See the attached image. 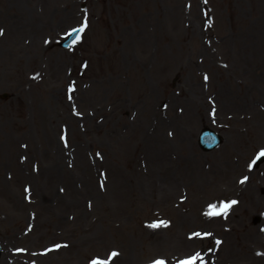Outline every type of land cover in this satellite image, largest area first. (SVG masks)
I'll return each mask as SVG.
<instances>
[{
	"label": "rangeland",
	"instance_id": "obj_1",
	"mask_svg": "<svg viewBox=\"0 0 264 264\" xmlns=\"http://www.w3.org/2000/svg\"><path fill=\"white\" fill-rule=\"evenodd\" d=\"M0 29V239L21 261L7 263L258 261L264 0H0ZM206 126L225 136L212 151Z\"/></svg>",
	"mask_w": 264,
	"mask_h": 264
},
{
	"label": "snow or ice",
	"instance_id": "obj_2",
	"mask_svg": "<svg viewBox=\"0 0 264 264\" xmlns=\"http://www.w3.org/2000/svg\"><path fill=\"white\" fill-rule=\"evenodd\" d=\"M205 2H206V0H205ZM87 27H88V22H87V18H85L84 23L78 29L73 30V34L76 36V40H79L80 34L83 33ZM0 35H3L2 29H0ZM207 79H208V77H207V75H205V80H207ZM71 90L72 89H70V91ZM260 155L264 156V152H261ZM247 179H248V177H244L240 181V183H245L247 181ZM101 187H103V184L101 185ZM237 203H238L237 201L232 200L230 202L229 201L221 202L220 204H211V205H209V209H208V212L206 213V215H208L210 217L224 216L226 218L230 209ZM161 224H163L164 226H167L164 222H160V224L153 225V227H159V226H161ZM201 235H202L201 233H194L193 234L194 237H198ZM203 235L207 236L210 234L204 233ZM220 243H221L220 241H217V245H219ZM57 247H59V246H57ZM18 251H23V249H20ZM118 255L119 254L117 252H112L108 260H104V261L95 260L92 262V264H111L112 258H114ZM262 255H264V254H262ZM197 261H200L201 264H206V262H204L203 257L201 256L200 253H197L195 256H192L187 260L181 261L180 264H197ZM154 264H166V261L158 260V261H155Z\"/></svg>",
	"mask_w": 264,
	"mask_h": 264
},
{
	"label": "bare ground",
	"instance_id": "obj_3",
	"mask_svg": "<svg viewBox=\"0 0 264 264\" xmlns=\"http://www.w3.org/2000/svg\"><path fill=\"white\" fill-rule=\"evenodd\" d=\"M58 151H59V148H58ZM59 153V152H58ZM51 171V173H52V175L49 177V178H54V177H56L57 175H56V171H55V169H52V170H50ZM248 180H250V179H248ZM247 180V181H248ZM264 183V179H261V181H259V186H260V184H263ZM241 185H243L246 189H244V190H247L248 191V194H247V196L248 197H250V200L251 201H254V202H256L257 200H256V194L254 193V189L255 188H257L258 186L257 185H255V186H252L251 184L249 185V183L248 182H246V183H244V184H241ZM255 197V198H254ZM263 212H264V209L262 210ZM262 219H264V216L262 217ZM212 222V221H211ZM211 222H209V223H211ZM264 223V222H263ZM262 228V230H264V226H262L261 227ZM263 234V233H262ZM255 237H256V240H255V242L257 241V238H259L260 237V235L259 234H255ZM189 238V237H188ZM200 241L197 239V238H189V239H185V240H183V243L184 244H186V245H191V246H197L198 245V243H199ZM223 243H225V240H224V242ZM232 245H233V239H229V240H227V243H226V245L222 248V250H221V253L222 254H229V252H231V250H232ZM258 250H261V249H258ZM248 251L251 253V254H253L254 255V257H256L257 259H258V261L257 262H255V264H264V255H258V254H254V252H256L257 250H255V248H250V249H248ZM4 257V259H5V262L4 263H1V264H9V263H7L6 262V260H8L9 262H12L16 257H17V262L19 263V262H21L20 261V257H19V255H15V254H13L12 252H10L9 251V249H7V248H5V251L3 250V254H2V258ZM12 260V261H11Z\"/></svg>",
	"mask_w": 264,
	"mask_h": 264
},
{
	"label": "water",
	"instance_id": "obj_4",
	"mask_svg": "<svg viewBox=\"0 0 264 264\" xmlns=\"http://www.w3.org/2000/svg\"><path fill=\"white\" fill-rule=\"evenodd\" d=\"M204 143H201L204 148H212L219 143L217 137L214 135V132H205L204 133Z\"/></svg>",
	"mask_w": 264,
	"mask_h": 264
}]
</instances>
